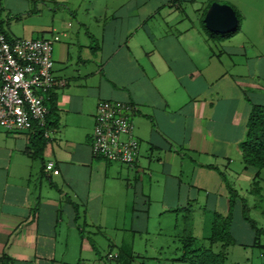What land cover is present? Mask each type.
Instances as JSON below:
<instances>
[{
  "label": "crops",
  "instance_id": "0c3cea01",
  "mask_svg": "<svg viewBox=\"0 0 264 264\" xmlns=\"http://www.w3.org/2000/svg\"><path fill=\"white\" fill-rule=\"evenodd\" d=\"M214 1L239 13L235 33L206 32ZM0 27L58 35L53 74L66 81L49 95L48 140L0 127V264H111L110 252L133 264L123 232L164 211H199L205 239L216 213H232L235 245L255 246L243 213L262 170L244 146L264 106V0H0ZM104 100L138 107L132 166L93 154Z\"/></svg>",
  "mask_w": 264,
  "mask_h": 264
},
{
  "label": "built area",
  "instance_id": "2783aa9c",
  "mask_svg": "<svg viewBox=\"0 0 264 264\" xmlns=\"http://www.w3.org/2000/svg\"><path fill=\"white\" fill-rule=\"evenodd\" d=\"M60 37L9 39L0 27V127L9 130H44L47 127L49 94L66 81L53 74V46ZM136 107L123 102H100L96 108L93 153L133 165L139 143L133 137L130 115ZM125 137V139H124ZM49 162L47 169L53 168Z\"/></svg>",
  "mask_w": 264,
  "mask_h": 264
},
{
  "label": "rangeland",
  "instance_id": "374dc122",
  "mask_svg": "<svg viewBox=\"0 0 264 264\" xmlns=\"http://www.w3.org/2000/svg\"><path fill=\"white\" fill-rule=\"evenodd\" d=\"M33 18L42 22L39 17ZM47 103L49 104V101ZM259 180L257 184L260 186L261 196L256 194L255 191L254 194H246L245 196L250 201V217L254 219L259 228L264 229V169L261 171ZM254 188H256L255 185ZM178 215L179 213H169L167 211L161 212L160 215L152 212L146 223L147 229L141 228L140 231L134 233L127 230L123 232L125 238L132 240L135 250L138 251V256L134 258L133 264H188L179 259L183 256L182 247L186 232L183 231V215ZM200 216L199 211H196L193 222L190 220L192 224L187 223L186 226L199 239V245L209 246V240L204 238L209 230L203 227L207 225V218H201ZM252 239L244 243H251ZM257 242V247L253 244L246 246L237 244L228 247L227 264H264V248L259 246L260 243L264 245V233L258 235ZM220 245V243L215 244L213 249L220 251L222 248V245ZM110 262L116 264L115 259H110Z\"/></svg>",
  "mask_w": 264,
  "mask_h": 264
},
{
  "label": "trees",
  "instance_id": "16d2710c",
  "mask_svg": "<svg viewBox=\"0 0 264 264\" xmlns=\"http://www.w3.org/2000/svg\"><path fill=\"white\" fill-rule=\"evenodd\" d=\"M237 14H238V17H240L238 12ZM205 30L208 33L211 32L206 28V26H205ZM211 33H214V32H211ZM9 39H13V38H9ZM49 99L51 100V96ZM105 101L106 100L100 101V102H105ZM112 102H116V101H112ZM124 104L136 107V109L130 115V118L133 124L132 135L139 143V156H140V142L135 137V134H134L135 127H134V120H133L134 114L138 111V107L135 104H129V103H124ZM47 107L49 108L48 105ZM52 120L53 119L51 118V113H50V108H49V115L47 119L48 129H53ZM40 131L38 134H36V136H39V139H40L39 143L41 141L48 140V138L44 136V130H40ZM92 144H93V134H92ZM244 147H245V157H246L247 163L253 165L259 170L264 169V106L254 107L252 110L250 120H249V125H248L247 139L245 141ZM93 154L98 157H103L100 154H96V153H93ZM110 161H114V160H110ZM115 161H118V160H115ZM119 162H122V161H119ZM257 183L258 182L255 183L256 190L254 189L253 191H255L256 194L261 196L260 186ZM237 194L238 193L236 191H232L233 197H237ZM234 200L235 199H233V201ZM246 206L247 205H245L244 213H243L245 220H247L251 224V227L257 233V235L264 233V229L259 228L257 223L254 221V219L250 217L249 208H247ZM231 214L232 213H229L228 215H223L221 213L215 214L213 224H212V233L208 239L209 246L204 245L202 248L196 247L197 239L194 237L192 231L188 228V226L184 225L183 231L186 232V235L184 236V240H183L184 245L182 247L183 256L181 257V259L183 260V262H186L188 264H226V260H227L226 249L230 247L231 245L236 244V240L233 238L230 232V227H231V222H232ZM183 218H187L188 221L192 220L191 216L187 214H185ZM188 224L191 225L192 222L189 221ZM187 234L189 235L188 237H187ZM218 243H221L223 245V249L221 252H215L213 249V246ZM257 244L258 242L256 241V244H255L256 247H257ZM259 246L261 247V245Z\"/></svg>",
  "mask_w": 264,
  "mask_h": 264
},
{
  "label": "water",
  "instance_id": "95a60500",
  "mask_svg": "<svg viewBox=\"0 0 264 264\" xmlns=\"http://www.w3.org/2000/svg\"><path fill=\"white\" fill-rule=\"evenodd\" d=\"M205 24L211 32L230 34L239 29L240 20L232 5L214 1L206 13Z\"/></svg>",
  "mask_w": 264,
  "mask_h": 264
},
{
  "label": "clouds",
  "instance_id": "9594fccd",
  "mask_svg": "<svg viewBox=\"0 0 264 264\" xmlns=\"http://www.w3.org/2000/svg\"><path fill=\"white\" fill-rule=\"evenodd\" d=\"M52 92H53V91H52ZM52 92H51V93H52ZM49 95H50V94H49ZM48 100H49V98H48ZM48 100H47V101H48ZM93 132H94V131H93ZM138 159H139V157H138ZM137 161H138V160H137ZM228 214H229V213H228ZM228 214H227V215H228ZM223 215H224V214H223ZM247 222H248V221H247ZM211 233H212V232H211ZM194 237H195V236H194ZM195 238H196V237H195ZM196 239H197V238H196ZM220 244H221V243H220ZM221 245H222V244H221ZM203 246H204V245H199V240L197 239V240H196V247L202 248ZM222 249H223V245H222V248H221L220 251H215V250H214V251H215V252H221ZM227 249H228V248H227ZM227 249H226V253H227V258H228V252H227ZM118 257H119V254H117V253H114V254H113L112 252L108 253L107 256H106L107 259H117ZM180 259H181V258H180ZM226 264H227V260H226Z\"/></svg>",
  "mask_w": 264,
  "mask_h": 264
}]
</instances>
